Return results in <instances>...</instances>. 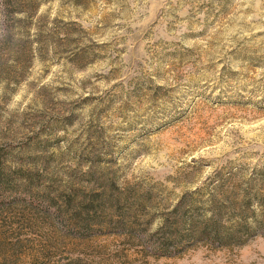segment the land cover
Returning a JSON list of instances; mask_svg holds the SVG:
<instances>
[{
	"label": "rangeland",
	"instance_id": "1",
	"mask_svg": "<svg viewBox=\"0 0 264 264\" xmlns=\"http://www.w3.org/2000/svg\"><path fill=\"white\" fill-rule=\"evenodd\" d=\"M0 264H264V0H0Z\"/></svg>",
	"mask_w": 264,
	"mask_h": 264
},
{
	"label": "trees",
	"instance_id": "2",
	"mask_svg": "<svg viewBox=\"0 0 264 264\" xmlns=\"http://www.w3.org/2000/svg\"><path fill=\"white\" fill-rule=\"evenodd\" d=\"M214 224L213 225H210L209 229H214Z\"/></svg>",
	"mask_w": 264,
	"mask_h": 264
}]
</instances>
